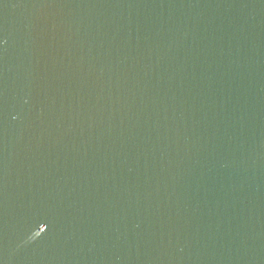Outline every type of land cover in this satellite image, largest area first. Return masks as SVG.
<instances>
[{"label": "water", "instance_id": "obj_1", "mask_svg": "<svg viewBox=\"0 0 264 264\" xmlns=\"http://www.w3.org/2000/svg\"><path fill=\"white\" fill-rule=\"evenodd\" d=\"M0 264H264V0H0Z\"/></svg>", "mask_w": 264, "mask_h": 264}]
</instances>
